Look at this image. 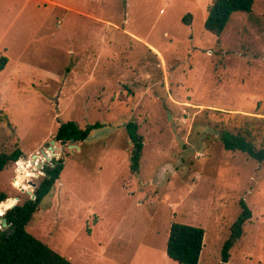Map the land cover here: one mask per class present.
Wrapping results in <instances>:
<instances>
[{
  "label": "rangeland",
  "instance_id": "1",
  "mask_svg": "<svg viewBox=\"0 0 264 264\" xmlns=\"http://www.w3.org/2000/svg\"><path fill=\"white\" fill-rule=\"evenodd\" d=\"M211 3L0 0V150L23 152L0 191L22 204L44 154L62 159L26 229L72 263L179 264L166 244L183 223L204 230L198 264H218L242 200L251 218L226 264H264V161L221 141L264 137V0L220 36L203 27ZM67 121L103 126L68 147L54 138ZM129 121L143 139L136 173Z\"/></svg>",
  "mask_w": 264,
  "mask_h": 264
},
{
  "label": "trees",
  "instance_id": "2",
  "mask_svg": "<svg viewBox=\"0 0 264 264\" xmlns=\"http://www.w3.org/2000/svg\"><path fill=\"white\" fill-rule=\"evenodd\" d=\"M255 0H212L208 7L207 17L203 27L206 31L220 36L227 26L233 13H250ZM190 14L183 17V22ZM7 58L0 57V70L4 68ZM103 126V123L95 122L85 128H79L75 121L61 123L56 130L55 140L74 142L87 140L94 130ZM126 132L133 145L130 157L132 172H138L139 160L142 154L143 139L137 132L138 125L135 121H129L125 125ZM223 147L227 151H239L257 162L264 161V137L259 148L247 140L243 135L231 131L221 133ZM23 156L20 148L15 147L10 152L0 150V173L6 166L18 161ZM62 159H51L42 166L43 177L35 186L34 198L26 199L22 204H16L12 198L0 191V215L4 217L10 227L0 229V264H74L47 244L30 234L26 226L33 214L38 210L42 200L51 193L55 182L59 179L63 170ZM240 213L230 226L228 238L221 248L220 262L226 264L230 258V250L233 244L240 239L243 233L244 223L251 218V210L244 201H240ZM14 205V206H13ZM13 206V207H12ZM12 207V208H11ZM204 230L201 227L172 223L166 244V254L169 259L179 264H198L203 247Z\"/></svg>",
  "mask_w": 264,
  "mask_h": 264
},
{
  "label": "water",
  "instance_id": "3",
  "mask_svg": "<svg viewBox=\"0 0 264 264\" xmlns=\"http://www.w3.org/2000/svg\"><path fill=\"white\" fill-rule=\"evenodd\" d=\"M73 143H74V139H70V141H69V144H68V147H77V145H73ZM54 144H55V141H51V147H50V149H51V152L53 153V150H54ZM60 144L61 145H65L66 144V142L65 141H60ZM44 156H45V158L48 160V161H50L51 160V157H49L46 153L44 154ZM32 198H34V196H32ZM14 206V205H13ZM12 206V207H13ZM11 207V208H12ZM0 226H1V228H3V229H7V228H9L10 227V224H8L7 223V220H6V218L4 217V215H0Z\"/></svg>",
  "mask_w": 264,
  "mask_h": 264
},
{
  "label": "built area",
  "instance_id": "4",
  "mask_svg": "<svg viewBox=\"0 0 264 264\" xmlns=\"http://www.w3.org/2000/svg\"><path fill=\"white\" fill-rule=\"evenodd\" d=\"M1 215H4V213H2ZM0 229H2L1 226H0Z\"/></svg>",
  "mask_w": 264,
  "mask_h": 264
},
{
  "label": "bare ground",
  "instance_id": "5",
  "mask_svg": "<svg viewBox=\"0 0 264 264\" xmlns=\"http://www.w3.org/2000/svg\"><path fill=\"white\" fill-rule=\"evenodd\" d=\"M48 152V151H47ZM51 154V153H50ZM38 158V157H37ZM42 158V157H41ZM22 163V162H21ZM32 163V162H31ZM25 165V164H24Z\"/></svg>",
  "mask_w": 264,
  "mask_h": 264
},
{
  "label": "crops",
  "instance_id": "6",
  "mask_svg": "<svg viewBox=\"0 0 264 264\" xmlns=\"http://www.w3.org/2000/svg\"><path fill=\"white\" fill-rule=\"evenodd\" d=\"M4 69V68H3ZM69 260V259H68Z\"/></svg>",
  "mask_w": 264,
  "mask_h": 264
}]
</instances>
